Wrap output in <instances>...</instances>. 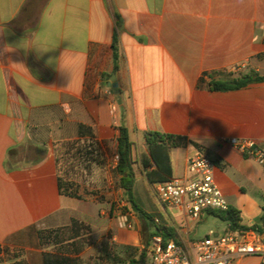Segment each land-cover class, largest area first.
<instances>
[{
	"label": "crops",
	"instance_id": "0c3cea01",
	"mask_svg": "<svg viewBox=\"0 0 264 264\" xmlns=\"http://www.w3.org/2000/svg\"><path fill=\"white\" fill-rule=\"evenodd\" d=\"M116 12L121 27L114 72ZM25 42L30 52L47 55H26ZM251 71L264 74V0H0V264H45L46 235L70 230L72 246L89 235L108 240L110 234L104 245L123 254L135 247L139 254L141 224L120 225L116 214L125 192L112 185L118 175L106 170L118 154L120 126L129 131L136 160L147 151L148 131L185 137L171 150L173 176L188 175L190 158L210 157L216 183L230 207L241 211L242 224H261L264 166L231 140H251L264 151V82L230 91L206 84ZM113 75L119 95L109 86ZM71 139L85 142L72 145V181L81 184L79 174L92 181L80 188V198L59 188L58 147ZM26 143L44 147L45 156L8 171V151ZM79 157L90 168H79ZM153 213L176 229L186 247L228 229L193 236L210 213L194 221L182 206L163 203ZM9 253L14 255L1 257ZM120 260L116 264H124ZM232 264H264V257L247 255Z\"/></svg>",
	"mask_w": 264,
	"mask_h": 264
},
{
	"label": "trees",
	"instance_id": "16d2710c",
	"mask_svg": "<svg viewBox=\"0 0 264 264\" xmlns=\"http://www.w3.org/2000/svg\"><path fill=\"white\" fill-rule=\"evenodd\" d=\"M29 6V3H28ZM28 6L24 7V11L28 9ZM116 19V28L113 35L112 51H113V63L114 72L119 70V46H118V31L121 27V17L116 12L114 14ZM204 79L200 80L203 83ZM264 82V74L251 71L248 73L236 72L231 73L223 78H211L206 84L212 91H230L238 90L248 86L251 83ZM83 126H80V129ZM145 141L147 151L142 153L139 157V162L142 164L143 171L149 183L152 185L158 182H164L173 177L171 150L187 142V139L183 136L168 134L160 131H148L145 134ZM195 146H198L196 142L191 141ZM134 143L131 141L129 131L125 126L119 127V135L117 137V153L119 154L118 166L114 169V172L119 177L118 185L125 192V201L128 203V207L124 208V212L129 208L138 207L139 211L136 213L140 219L142 245L143 248L138 254V249L135 247L126 248L125 260H120L113 255L111 245L105 244L102 248L107 258L113 260H120L119 262L124 264H147L148 245L150 237L155 234H161L165 238L166 242L174 240L180 242L176 236L177 231L173 226H169L165 223L162 215L156 213H149L142 210L134 195V189L136 184L137 170L135 168L138 161L133 156ZM27 151H33L36 154V158L32 161L22 163L27 155ZM87 155H93L94 150H88ZM26 154V155H25ZM46 154L44 147H39L32 143L18 144L8 151L5 166L8 171L20 169L28 165L36 164L40 162ZM70 186L64 179H59V188L62 195L80 198V195L76 191H71ZM73 187V183H72ZM133 203V204H132ZM261 224H255L246 226L242 224L241 211L234 207H229L226 210H209L208 213L220 218L228 225V231H239L242 234H249L253 232L262 233L264 231V206L262 207ZM156 218L159 220L156 221ZM138 254V259L134 256ZM76 259L56 255L49 257L45 264H75ZM18 264H23L18 262Z\"/></svg>",
	"mask_w": 264,
	"mask_h": 264
},
{
	"label": "built area",
	"instance_id": "2783aa9c",
	"mask_svg": "<svg viewBox=\"0 0 264 264\" xmlns=\"http://www.w3.org/2000/svg\"><path fill=\"white\" fill-rule=\"evenodd\" d=\"M108 94L113 96L114 91L109 90ZM231 144L264 166V151L254 141L232 139ZM118 162L119 154H116L111 167L116 168ZM214 167V161L206 155L190 158L187 176H173L154 184L153 189L165 206H182L190 219L199 221L209 210H226L230 207L216 183ZM156 221L159 220L156 218ZM119 223L128 229L134 227L129 213H122ZM148 252L150 264H232L247 255L264 257V231L249 234L228 231L193 240L188 247L174 240L166 242L163 235L155 234L150 237Z\"/></svg>",
	"mask_w": 264,
	"mask_h": 264
},
{
	"label": "rangeland",
	"instance_id": "374dc122",
	"mask_svg": "<svg viewBox=\"0 0 264 264\" xmlns=\"http://www.w3.org/2000/svg\"><path fill=\"white\" fill-rule=\"evenodd\" d=\"M85 142L81 141H74L72 144V139L67 141L66 143H63V145L58 147V154L60 156V159L62 161V179L64 181H67L70 186L71 191H76L77 193L80 191V188L84 186L86 189L87 184L88 186L92 185V181H89V178H85L83 174H79L78 178L80 180V183L76 186V183L72 181V145L73 147H79L80 145L83 146ZM26 155V154H25ZM112 155H110L111 157ZM141 156V153L138 154L137 161L135 168L137 170L138 179L136 180L135 184V200L138 204V206L144 210L145 212L153 213L157 212L162 208V203L158 196L156 195L153 185L149 183L148 179L145 176V173L142 168V164L139 162V157ZM36 158V154L33 151H27V155L25 159L22 161V163L32 161ZM78 160V166L81 169H88L90 168L89 164H84L82 162V159L79 157ZM106 170L110 173H114V169L110 166L106 168ZM73 183V187H72ZM114 185L115 189L118 187V183H112ZM113 187H111L112 189ZM87 191V190H86ZM128 207V203L125 201L123 207L119 209V214L117 212L116 217H119L122 213H129V220L133 223L135 227V222H140V219L136 215V211H134V208H129L128 211L124 212V208ZM153 211V212H152ZM108 214V213H107ZM139 225V224H138ZM227 228V223L222 221L220 218L214 216L211 214V217L209 219V222L200 223L198 225V228L196 231L192 233L194 236L195 234H202L211 231V230H218L220 232H224V230ZM64 235L60 237L51 236L50 239L49 235L47 234L46 239L43 242L42 248L44 249V253H47L50 255V257L61 255V256H67L76 259L75 264H116V261L110 258H107L104 251L102 250L105 241L110 243V234L107 236L108 240L105 239V237L101 240L100 235H89L84 238H81L78 240L77 245L72 246V230H70L67 233H63ZM48 239V240H47ZM111 245V244H109ZM111 249L114 254H117L119 257H126V254H123L121 250H118L115 248L114 245H111ZM2 251L0 250V253ZM7 254V253H5ZM11 255H14L13 253H9V255H4L1 257L9 258ZM72 255L74 257H72ZM148 261V256H147Z\"/></svg>",
	"mask_w": 264,
	"mask_h": 264
},
{
	"label": "clouds",
	"instance_id": "9594fccd",
	"mask_svg": "<svg viewBox=\"0 0 264 264\" xmlns=\"http://www.w3.org/2000/svg\"><path fill=\"white\" fill-rule=\"evenodd\" d=\"M23 40V38H21ZM22 51L25 52V54H31L34 55L37 59H41L44 55H47V52H41V51H31L29 50V46L28 44L25 42L24 43V47L21 49Z\"/></svg>",
	"mask_w": 264,
	"mask_h": 264
},
{
	"label": "water",
	"instance_id": "95a60500",
	"mask_svg": "<svg viewBox=\"0 0 264 264\" xmlns=\"http://www.w3.org/2000/svg\"><path fill=\"white\" fill-rule=\"evenodd\" d=\"M109 86L115 91L116 94H120V89L118 88V84L116 82V76L113 75L110 79ZM133 204V203H132ZM134 211L138 212V207H134Z\"/></svg>",
	"mask_w": 264,
	"mask_h": 264
}]
</instances>
